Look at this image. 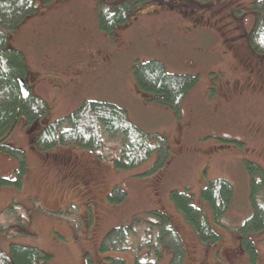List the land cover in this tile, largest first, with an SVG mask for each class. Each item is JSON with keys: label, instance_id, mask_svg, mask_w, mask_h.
I'll use <instances>...</instances> for the list:
<instances>
[{"label": "rangeland", "instance_id": "obj_1", "mask_svg": "<svg viewBox=\"0 0 264 264\" xmlns=\"http://www.w3.org/2000/svg\"><path fill=\"white\" fill-rule=\"evenodd\" d=\"M98 1L36 0V14L8 39L24 53L28 84L49 110L32 124L22 115L6 138L24 151L27 169L21 186L0 183V247H38L52 256L44 264H89V259L113 264L111 256L121 257L119 264H134L135 255L146 249L105 253L100 241L111 228L134 225L157 209L169 215L182 240V264H251L238 228L252 211L244 161L264 168V53L253 51L249 37L255 0H148L112 32L99 27ZM150 58L169 72L199 76L181 116L138 88L133 66ZM85 99L113 102L143 128L165 134L171 151L164 166L144 174L156 160L152 153L141 165L117 168L113 141H106L111 152L103 157L75 145L38 150L39 130ZM17 163L12 154L0 152V176L14 178ZM219 176L232 182L234 193L217 223L201 190ZM116 186L126 191L121 202L109 199ZM172 189L191 195L218 240L198 237L171 200ZM12 203L26 212L24 225L7 210ZM250 238L255 264H264V233ZM170 257L165 249L158 264H168Z\"/></svg>", "mask_w": 264, "mask_h": 264}, {"label": "trees", "instance_id": "obj_2", "mask_svg": "<svg viewBox=\"0 0 264 264\" xmlns=\"http://www.w3.org/2000/svg\"><path fill=\"white\" fill-rule=\"evenodd\" d=\"M146 1L123 0L112 5L99 0L96 10L100 29L112 32L117 24L127 21L134 7ZM252 5L256 20L249 35L250 44L254 52L264 53V0H255ZM36 10V0H0V152L10 153L18 159L16 176L11 180L0 176V183L14 182L17 186H21L27 169L25 153L11 146L6 138L19 117L23 115L26 123L32 124L49 110V105L32 90L23 96L20 79L27 77V60L20 49L8 45V39L27 17L36 14ZM133 72L142 92L150 93V99L168 106L178 116H181L184 100L199 79L196 74L169 72L165 64L156 58L139 61L133 66ZM106 141L117 144L111 147L114 150L111 158L117 168L136 167L156 153L155 162L144 172L150 174L162 168L170 157L171 150L165 134L143 128L129 116L126 108L95 99L83 100L68 114L43 126L35 137L34 145L38 150H49L58 144L75 145L99 152V156L103 157L105 151L111 152L106 148ZM244 162L250 173L252 211L238 230L250 263L255 264L257 252L250 234L264 233V168L252 160L245 159ZM233 193L232 182L222 176L208 181L202 188L201 197L208 204L215 222L220 223L229 210ZM125 196L126 191L116 186L109 199L121 202ZM170 198L203 242L218 240L219 234L212 227L208 214L193 204L190 194L172 189ZM6 208L18 217L19 224L28 222L26 212L20 211L18 204L12 203ZM100 248L105 253L146 249L143 255H135L134 264H158L165 249L171 252L168 264H182L185 256V247L171 218L157 209L150 210L148 216L139 218L134 225H120L108 230ZM51 257L45 250L30 245L13 243L9 251L0 247V264H44ZM108 258L113 259V264L123 261L121 257Z\"/></svg>", "mask_w": 264, "mask_h": 264}, {"label": "water", "instance_id": "obj_3", "mask_svg": "<svg viewBox=\"0 0 264 264\" xmlns=\"http://www.w3.org/2000/svg\"><path fill=\"white\" fill-rule=\"evenodd\" d=\"M20 85H21V90H22L23 96H27L29 89L27 87L26 81L24 79H20Z\"/></svg>", "mask_w": 264, "mask_h": 264}, {"label": "flooded vegetation", "instance_id": "obj_4", "mask_svg": "<svg viewBox=\"0 0 264 264\" xmlns=\"http://www.w3.org/2000/svg\"><path fill=\"white\" fill-rule=\"evenodd\" d=\"M116 3H118V1L113 2V3H111V4L114 5V4H116ZM25 81H26V84H27L28 89H29V90H32L31 87H30L29 84H28L27 77H26ZM224 100H228V97H225ZM105 234H106V233H105ZM101 242H102V240L100 241V246H99L100 251H101V248H100V247H101ZM88 263H89V264L92 263L91 259H89Z\"/></svg>", "mask_w": 264, "mask_h": 264}]
</instances>
